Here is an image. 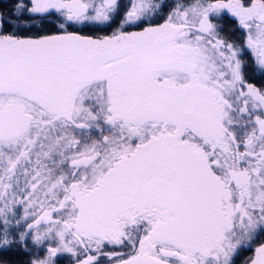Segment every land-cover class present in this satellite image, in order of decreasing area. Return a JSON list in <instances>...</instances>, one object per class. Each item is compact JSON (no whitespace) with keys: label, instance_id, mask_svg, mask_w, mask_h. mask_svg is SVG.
Here are the masks:
<instances>
[{"label":"snow or ice","instance_id":"snow-or-ice-1","mask_svg":"<svg viewBox=\"0 0 264 264\" xmlns=\"http://www.w3.org/2000/svg\"><path fill=\"white\" fill-rule=\"evenodd\" d=\"M225 17L242 43L221 34ZM22 20L52 31L21 35ZM245 51L264 70V0L0 11V254L234 264L247 249L264 264V88L245 79Z\"/></svg>","mask_w":264,"mask_h":264},{"label":"trees","instance_id":"trees-1","mask_svg":"<svg viewBox=\"0 0 264 264\" xmlns=\"http://www.w3.org/2000/svg\"><path fill=\"white\" fill-rule=\"evenodd\" d=\"M170 0H167V2H169ZM191 2V0H189ZM186 2H188V0H186ZM168 9H165L164 12L161 13V18H163L164 15H166ZM118 21H119V17L116 18V23H114L112 26L114 25H118ZM41 23V22H40ZM221 34L223 36H225L227 39H229L230 41H234L236 43H242L243 41V33L242 30H240L238 28V26L235 24V22L230 19L225 17L221 22ZM42 34V33H40ZM85 35H92V34H96V35H105L106 32L103 33H96V32H91L88 31L87 29L84 31ZM21 35H26L25 33H21ZM27 35H36L35 33L31 32ZM242 57L244 60V76L245 79L249 82L254 84L256 87L258 88H264V70H261L254 62V58L251 55L250 52L245 51L244 53H242ZM17 210H20L17 209ZM18 214L20 215V213L18 212ZM25 253H24V249H13L10 252L7 253H2L0 254V262H2V264H26L25 263Z\"/></svg>","mask_w":264,"mask_h":264},{"label":"flooded vegetation","instance_id":"flooded-vegetation-1","mask_svg":"<svg viewBox=\"0 0 264 264\" xmlns=\"http://www.w3.org/2000/svg\"><path fill=\"white\" fill-rule=\"evenodd\" d=\"M26 2V0H25ZM17 3V0H0V11H2L6 16L9 14H14V6ZM170 5V4H169ZM25 16H27V13H24ZM162 19L160 17V21L162 22ZM19 24L22 28L24 27H30L31 31H24L22 33H25L26 35L33 32L35 34L44 33L47 31H52L50 27H48L47 22L42 26L39 20L36 21H19ZM221 24V23H220ZM116 27V25L112 26L111 29H106L104 32L106 34H110V32ZM92 32V31H91ZM94 32V31H93ZM96 33H103V32H96ZM95 36L96 34H92ZM95 138V137H93ZM261 240H264V236L260 237ZM25 253V263L28 264V253L24 251ZM68 255V254H67ZM253 255V252L247 249H239L237 254L234 256V264H247V260ZM61 255H59L57 258L59 259ZM73 260V258H72ZM21 264V263H19Z\"/></svg>","mask_w":264,"mask_h":264},{"label":"rangeland","instance_id":"rangeland-1","mask_svg":"<svg viewBox=\"0 0 264 264\" xmlns=\"http://www.w3.org/2000/svg\"><path fill=\"white\" fill-rule=\"evenodd\" d=\"M166 2H167V0H166ZM175 2H176V0H170L167 3L170 4V5H172ZM188 2H190V1L188 0ZM19 208H20V210H17V212H19L20 215H22L23 214V208L22 207H18V209ZM24 251H26V253H28V258H29L28 261L30 259L35 258L36 256L43 257L44 255H46V247L45 248L37 249L34 246H32L30 243H29L28 248L26 250L24 249ZM56 261H57V264H73L72 257H70L69 255H67L66 253L65 254H61V256H60L59 259L56 258Z\"/></svg>","mask_w":264,"mask_h":264}]
</instances>
